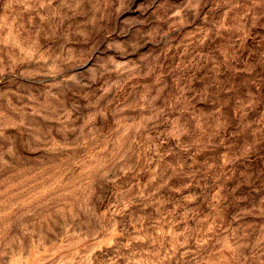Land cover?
I'll list each match as a JSON object with an SVG mask.
<instances>
[{
  "label": "clouds",
  "instance_id": "1",
  "mask_svg": "<svg viewBox=\"0 0 264 264\" xmlns=\"http://www.w3.org/2000/svg\"><path fill=\"white\" fill-rule=\"evenodd\" d=\"M0 264H264V0H0Z\"/></svg>",
  "mask_w": 264,
  "mask_h": 264
}]
</instances>
